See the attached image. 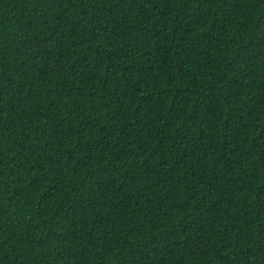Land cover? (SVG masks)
I'll return each instance as SVG.
<instances>
[{"label": "trees", "instance_id": "1", "mask_svg": "<svg viewBox=\"0 0 264 264\" xmlns=\"http://www.w3.org/2000/svg\"><path fill=\"white\" fill-rule=\"evenodd\" d=\"M0 264H264V0H0Z\"/></svg>", "mask_w": 264, "mask_h": 264}]
</instances>
